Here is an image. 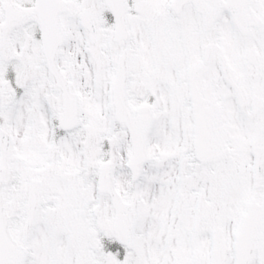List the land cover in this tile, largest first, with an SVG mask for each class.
Wrapping results in <instances>:
<instances>
[{
  "label": "rangeland",
  "instance_id": "obj_1",
  "mask_svg": "<svg viewBox=\"0 0 264 264\" xmlns=\"http://www.w3.org/2000/svg\"><path fill=\"white\" fill-rule=\"evenodd\" d=\"M89 5L104 15L102 0H70L65 14L70 37L67 49L74 52L75 85L84 95L85 114L89 121L85 134L88 142L85 147V142L79 139L77 144L62 145L60 169L55 162L56 150L52 152L47 144L41 143L42 137L55 129H48L47 125L43 129L30 128L27 114H18L10 119L8 131L13 141L12 156L17 159L15 165L11 161V167L21 173L18 171L15 177L11 174V180L8 178L5 187L6 212L11 218L14 237L32 249L31 264H208L210 242L207 232L221 226L225 237L230 240L233 228L237 226V215L242 212L240 206L251 197L253 187L249 162L246 158H238L234 162L228 155L226 158H230L227 161L223 159L222 165L210 162L199 165L189 154V142L183 135L188 130V120L180 115L173 124L168 123L172 112L178 113L179 105L176 104L160 115L149 144L155 160L146 165L140 180L134 182L128 165H125L132 154L129 138L124 132L121 133L123 139L109 135L111 131L105 125L110 122V112L102 108L104 101L101 98L98 101L93 97L92 78L99 83L98 94L106 92L102 69V63L106 61L102 60L100 47H91L77 22L78 11ZM152 6V1L147 0L139 3L138 9L148 16L153 12ZM100 18L98 25L103 41L107 32L101 28L104 20ZM134 31L135 35L140 33L136 28ZM141 33L145 37L143 29ZM224 35H231L229 27L224 28ZM110 42L108 50L114 53L117 47L111 39ZM92 52L96 59L85 60L84 56ZM92 68L98 71L93 77ZM103 132L106 140L100 143ZM107 156L120 164L117 186L122 198L125 201L139 199L142 222L133 252L114 246L115 251H104V260L98 261L93 256L102 253L98 233L104 240L112 242L111 238L114 239V209L108 199L97 198L95 181L86 176L92 174L99 161ZM51 158L52 162L47 164ZM32 178L42 180L43 199L35 216L33 231L26 237V201ZM202 196L213 202L200 200ZM91 202L95 204L89 209L87 205ZM216 210L223 213L220 221L214 218ZM91 222L96 225L95 230L91 228ZM177 223L179 227L175 229ZM194 225L198 226L196 232L192 230ZM168 235L171 238L167 244ZM109 247L113 248L112 245Z\"/></svg>",
  "mask_w": 264,
  "mask_h": 264
},
{
  "label": "flooded vegetation",
  "instance_id": "obj_2",
  "mask_svg": "<svg viewBox=\"0 0 264 264\" xmlns=\"http://www.w3.org/2000/svg\"><path fill=\"white\" fill-rule=\"evenodd\" d=\"M32 2L35 0H0V127L4 125V117L13 119L18 114H27L30 128L43 129L47 125L62 135L63 91L49 73L39 31L31 29L34 15L8 23L10 6L25 10ZM174 2L157 0L150 16L139 13L134 3L129 6L131 37L123 49L127 48L129 57L130 102L136 108L148 107L154 125L158 116L168 112L173 104L179 105L177 110L181 116L191 118L196 96L216 104L221 152L215 161L222 162L230 153L232 158H246L253 168L258 157L262 176L251 201H262L264 0H181L182 5L177 7ZM156 15L154 37L151 21ZM135 18L141 24L133 23ZM133 26H139V34L132 32ZM226 27L231 29L229 37L224 35ZM59 57L71 90L78 93L74 52L65 48ZM117 58L118 54L111 57V62L102 63L106 92L97 95L102 102L107 97L112 102ZM83 105L84 100L82 108ZM108 111L110 122L105 128L117 123L112 104ZM82 121L74 131L89 129L84 109ZM187 136L192 138L193 133L188 130Z\"/></svg>",
  "mask_w": 264,
  "mask_h": 264
},
{
  "label": "water",
  "instance_id": "obj_3",
  "mask_svg": "<svg viewBox=\"0 0 264 264\" xmlns=\"http://www.w3.org/2000/svg\"><path fill=\"white\" fill-rule=\"evenodd\" d=\"M49 0H39L40 4L37 5L36 9L39 14V23L42 27L43 41L48 61L53 70L56 69L57 64V53L64 41V33L60 21V15L64 9V3L59 2L52 4ZM107 5L110 7L114 14L116 29V38H122L127 35L126 27V0H106ZM79 17L82 24L90 30L91 36L95 32L93 16L88 10H83ZM127 57L123 56L120 58L118 65V74L115 83V101L119 109L127 108L126 103V78H127ZM129 109V107H128ZM130 125L131 136L135 145V154L130 162V166L134 175L137 179L139 173L147 160L146 154V134L149 130L148 127L141 128L134 125L131 120H127ZM135 121V120H134ZM136 122V121H135ZM195 129H196V142H197V155L199 158H203L201 154L208 149L206 144H203L208 139L209 135L216 132L217 120L213 115L196 112L195 113ZM0 146L3 151L4 158L8 152V140L2 136L0 140ZM7 164L2 163L0 167V180L4 183V179L7 175ZM100 189L102 191H108L112 196L114 206L116 208V222L115 228L118 233L119 239L128 245L130 248L133 246V235L138 223L139 213L137 201L132 204H123L120 201L118 193L115 191L113 182V168L112 165L107 164L102 168ZM37 188L31 196V211H30V222L28 231L31 228V221L33 215L38 206ZM264 220L251 209L250 214L246 218L242 233L238 236L236 243V264H247V258L250 252L255 247H259L261 252L264 249L263 244L258 245L257 239L264 236ZM214 244H215V255L216 251L221 248L224 250V245L219 241L218 233H215ZM221 256V255H220ZM216 255L215 264H223L219 260L220 257ZM225 259V253H223ZM25 253L21 247H19L13 240L8 229V218L4 213V207L2 203V189L0 194V264H24Z\"/></svg>",
  "mask_w": 264,
  "mask_h": 264
}]
</instances>
